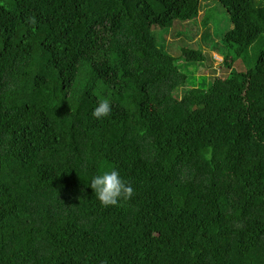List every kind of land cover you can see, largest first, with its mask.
I'll return each instance as SVG.
<instances>
[{"label":"trees","instance_id":"16d2710c","mask_svg":"<svg viewBox=\"0 0 264 264\" xmlns=\"http://www.w3.org/2000/svg\"><path fill=\"white\" fill-rule=\"evenodd\" d=\"M0 264H264V0H0Z\"/></svg>","mask_w":264,"mask_h":264},{"label":"rangeland","instance_id":"374dc122","mask_svg":"<svg viewBox=\"0 0 264 264\" xmlns=\"http://www.w3.org/2000/svg\"><path fill=\"white\" fill-rule=\"evenodd\" d=\"M214 5H216V9H219V5L217 3H215L214 1L202 2L201 11H200L198 17L195 19V21H190L187 23H177V25H175L176 24V22H175L174 27L176 28V30H180V31H181V28H183L184 26L187 28V31L188 30L193 31L196 29V27H197V29H199V25H200V22L202 19V15L205 13V11H208L209 6L213 9ZM218 20L219 21L221 20V24L219 27L215 28L216 31L219 32V28H220V30H222L223 25L226 27L225 29L231 28L229 21L226 22L227 21L226 14L223 10H222ZM226 24H229V26H226ZM163 32H165V31H163ZM223 32H224V30H223ZM200 35H201L200 32H198V34L195 33L194 36L191 35L192 38L189 39V42H188V40L185 39L182 42V44H179L178 43L180 41L179 37H176L174 39L170 35L165 34L164 38L166 41V46H165L164 50L169 55H171L173 57H178V56H181L179 48L183 47V44H185L186 46H188V48L193 49V50L196 49L197 45L199 44V45H201V49H202V51H204L205 54L211 55L212 60H209L207 63L204 62L203 63L204 67L202 66V67L195 68L194 66H190L189 70L192 71L193 74L195 73L197 76H200L201 74H205V76H207V79L211 75H213L214 77H218V78H224L228 71L220 65L221 61H222V57L219 56L214 51H211L210 48L207 47L208 44H205L201 40ZM256 44L259 47L262 45V42L257 41L255 44H253L251 46V48L247 51V53H246L247 56L250 57V56L254 55V51H256V48H255ZM236 67L240 68L241 64H238Z\"/></svg>","mask_w":264,"mask_h":264},{"label":"clouds","instance_id":"9594fccd","mask_svg":"<svg viewBox=\"0 0 264 264\" xmlns=\"http://www.w3.org/2000/svg\"><path fill=\"white\" fill-rule=\"evenodd\" d=\"M111 111V102L103 99L92 111V117L99 121L108 117ZM89 186L103 206H117L121 201L132 199L134 195L133 187L115 168L93 176Z\"/></svg>","mask_w":264,"mask_h":264}]
</instances>
